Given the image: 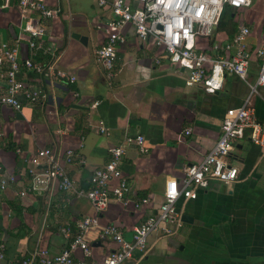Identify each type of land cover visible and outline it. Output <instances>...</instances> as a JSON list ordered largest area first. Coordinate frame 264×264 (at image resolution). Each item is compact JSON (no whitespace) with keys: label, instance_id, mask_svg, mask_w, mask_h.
I'll use <instances>...</instances> for the list:
<instances>
[{"label":"crops","instance_id":"obj_1","mask_svg":"<svg viewBox=\"0 0 264 264\" xmlns=\"http://www.w3.org/2000/svg\"><path fill=\"white\" fill-rule=\"evenodd\" d=\"M8 1L0 6V49L8 44L18 47L21 60L31 57L27 28L43 25L47 29L43 42L57 50L56 66L69 75L62 79L49 71L24 69L21 79L30 89L46 92L47 101L33 105L22 98L21 111L0 108V163L16 178L0 189V240L6 245L0 264H19L38 246L59 254L77 234L78 224L97 216L88 199L61 191L57 181L22 196L32 185L29 159L38 150L51 149L75 188L88 189L92 173L107 164L113 148L124 145L127 136L143 135L147 153L126 145L122 170L129 183L127 202L112 201L99 214L101 226L115 224L130 234L157 212L167 182L181 180L187 166L203 161L220 138L223 120L242 106L249 86L231 74L216 94L187 86L186 71L165 57L157 63L162 51L139 40L130 24L122 30L124 42L117 46L109 78L96 52L112 31L110 8L98 7L96 0H43L58 11L43 19L35 12L23 16L18 0L13 6ZM241 26L251 31L248 81L254 84L259 72L255 51L264 47V0L222 13L200 46L215 55L213 45L232 39ZM72 34L86 36L87 44ZM33 59L46 62L49 56L40 51ZM7 69V63L0 65V95L6 91L2 74ZM71 76L76 82L69 81ZM253 104L264 126L261 96ZM68 150L78 157L73 162L67 161ZM228 161L238 169V180L213 181L198 190L197 199H181L179 210L192 222L171 237L153 235L146 253H137L128 264H264V146L255 144L246 131ZM45 167L44 163L37 169ZM99 232L100 227L88 231L93 256L85 258L77 251L78 263L102 264L114 250V243L100 239Z\"/></svg>","mask_w":264,"mask_h":264},{"label":"built area","instance_id":"obj_2","mask_svg":"<svg viewBox=\"0 0 264 264\" xmlns=\"http://www.w3.org/2000/svg\"><path fill=\"white\" fill-rule=\"evenodd\" d=\"M250 2L251 0H135L136 4H132L129 0H96L98 7L110 8L113 13V18L108 23L112 31L96 52L98 61L109 78L113 76L116 66L117 46L124 42L122 30L130 24L139 40L152 42L162 51V55L157 57V63L165 57L171 65L186 71L187 86H200L206 93L216 94L223 88L226 75L231 74L248 84L249 94L236 113L223 120L220 138L203 161L187 166L181 180L168 181L164 201L157 212L147 217L130 234H126L115 224L101 226L99 214L105 212L112 201L127 202L129 183L122 170L126 145H136L141 153H147L143 135L127 136L124 145L113 148L107 164L92 173L88 189L75 188L60 159L51 149L38 150L29 159L33 164L29 169L32 185L22 196L41 191L51 182L57 181L61 191L73 192L78 198L88 199L97 216L82 220L78 224L77 234L59 254L51 255L47 249L38 246L19 264H94L78 263L75 258L77 251H81L85 258L93 256V247L86 238L93 227H100V239H110L115 245L102 264H123L133 259L137 253H146L153 235L171 237L180 230L184 224L178 207L181 199H197L198 190L208 188L213 181L230 184L238 180V169L228 161L236 142L244 137L246 131H250L251 140L264 146V126L256 117L253 104L256 96H261L264 101V47L255 51L259 59V72L256 82L252 84L248 81L251 62L248 47L251 31L248 27L241 26L232 39L213 45L215 55L204 51L200 42L218 24L226 4L240 10ZM18 6L23 16L35 12L43 19H50L58 14L57 10L49 8L43 0H18ZM27 31L30 34L28 42L31 57L21 60L18 47H10L8 44L0 49V65L4 62L8 65V69L2 74L6 81V91L0 95V108L10 106L21 111L24 106L22 98L33 105L47 101L46 92L30 89L21 79L24 69L39 73L49 71L62 79L69 76L56 66L57 50L42 40L47 32L46 27L31 26ZM40 51L49 56L48 61L35 62L33 57ZM69 81L76 82V77L71 76ZM102 131L106 132V129L102 128ZM191 132L192 129L187 130L188 134ZM76 158L78 157L73 150L67 151L68 162H73ZM78 160L83 163L81 157ZM44 163L46 167L39 171L37 168H42ZM15 181L16 178L0 163V189L5 190ZM63 232L70 235L69 229H63ZM5 258L6 245L0 240V261Z\"/></svg>","mask_w":264,"mask_h":264},{"label":"water","instance_id":"obj_3","mask_svg":"<svg viewBox=\"0 0 264 264\" xmlns=\"http://www.w3.org/2000/svg\"><path fill=\"white\" fill-rule=\"evenodd\" d=\"M15 1H16V0H9V1H8V4H9L10 6H13L14 3H15ZM5 3H6V0H0V6L5 5ZM72 37H73L74 39L79 40V41H80L82 44H84V45H86L87 42H88V38H87L86 36H83V35H80V34H72ZM76 107L79 108V106H77V105H76ZM182 221H183L184 223H189V222H192V218H191L189 215H187V214H183V215H182Z\"/></svg>","mask_w":264,"mask_h":264},{"label":"trees","instance_id":"obj_4","mask_svg":"<svg viewBox=\"0 0 264 264\" xmlns=\"http://www.w3.org/2000/svg\"><path fill=\"white\" fill-rule=\"evenodd\" d=\"M231 11H232V7L226 4L224 6V9H223V12L222 13L231 12Z\"/></svg>","mask_w":264,"mask_h":264},{"label":"rangeland","instance_id":"obj_5","mask_svg":"<svg viewBox=\"0 0 264 264\" xmlns=\"http://www.w3.org/2000/svg\"><path fill=\"white\" fill-rule=\"evenodd\" d=\"M124 264H128V261L124 262Z\"/></svg>","mask_w":264,"mask_h":264}]
</instances>
